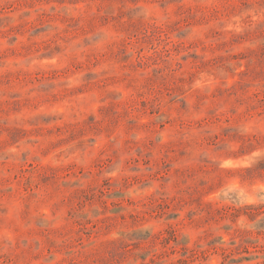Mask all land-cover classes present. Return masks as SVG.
<instances>
[{
	"label": "rangeland",
	"instance_id": "obj_1",
	"mask_svg": "<svg viewBox=\"0 0 264 264\" xmlns=\"http://www.w3.org/2000/svg\"><path fill=\"white\" fill-rule=\"evenodd\" d=\"M264 0H0V264H264Z\"/></svg>",
	"mask_w": 264,
	"mask_h": 264
},
{
	"label": "trees",
	"instance_id": "obj_2",
	"mask_svg": "<svg viewBox=\"0 0 264 264\" xmlns=\"http://www.w3.org/2000/svg\"><path fill=\"white\" fill-rule=\"evenodd\" d=\"M260 169H264V160L262 163L259 164L258 166ZM249 212L245 213V215H247V217L250 220H254L256 217L260 216L261 214H264V210H262V208H258V207H254V206H247Z\"/></svg>",
	"mask_w": 264,
	"mask_h": 264
}]
</instances>
